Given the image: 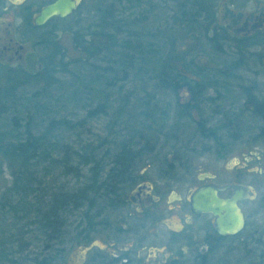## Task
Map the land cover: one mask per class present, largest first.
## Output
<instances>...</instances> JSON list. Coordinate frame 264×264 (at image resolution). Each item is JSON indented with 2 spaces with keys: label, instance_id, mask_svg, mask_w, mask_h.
<instances>
[{
  "label": "rangeland",
  "instance_id": "rangeland-1",
  "mask_svg": "<svg viewBox=\"0 0 264 264\" xmlns=\"http://www.w3.org/2000/svg\"><path fill=\"white\" fill-rule=\"evenodd\" d=\"M85 2V9L78 10L59 23L60 31L54 35L62 48V55L56 58L54 68L47 65L46 58H43L44 50L37 46L44 63L40 74L42 76L29 80L20 79L8 84L15 85V102L13 101V105L7 104L8 107L0 105V132L9 131L14 121L19 119L20 126L29 122L30 131L35 136L42 133L51 119L63 120L62 124H58L57 130L52 132L51 146L45 142L41 150L32 155L33 158H28L27 153L30 152L16 160L0 152V264H39L40 261H46L48 264H79L86 248V240L79 237V231L86 229L85 213H88L95 223V232L91 235L90 243L97 249L105 247L107 242L97 232L103 231L104 223L124 226L130 223L128 212L135 207L131 198L132 188L130 185L124 186L123 198L128 205L121 210H116V206L111 208V202L106 201L103 196H97L99 193L92 192L88 193V200H79L76 208L73 204L74 195L90 184L96 169L99 170L96 178H104L112 164L113 155L117 152L118 144L129 136L128 127L136 129L137 123L141 121L136 115L146 104V98L149 97L151 107H167L169 118H172V108L177 107V103L182 104L189 99V93L184 90L170 93L157 87L151 80L153 66L151 69L149 65L144 66L146 74L142 75L137 72L139 65L133 59L130 66L126 67L125 79L122 80L124 74L117 72L116 66L112 65L113 54L109 51L110 56L103 55L102 52L91 60L87 52L76 49L74 32L84 33L89 37L92 32L103 29L105 32L109 18H112V22L116 18L133 17L132 19L137 18L139 21L144 18L145 21L141 22L143 29L147 27L151 33L156 30L165 31L166 39L162 42L166 41L169 46L173 43V55L176 59L180 57L181 61L190 64L191 60L199 63L205 58L208 62L213 61L224 67L231 66L236 59L232 40L227 35L222 34L224 40L214 47L205 45L199 49L200 46L190 39L191 35H186L173 18L178 11L180 0ZM199 3L208 9L206 2L199 0ZM200 31L201 28L193 33ZM46 32L37 29L27 31L32 47ZM122 37L123 35H120L119 39ZM127 39L128 37L123 38L126 41ZM105 42L106 38L102 37L100 44L106 45ZM169 46L165 44L161 47L160 51L164 57L169 54ZM259 52L264 53V45L247 49L244 52L246 55L243 53L246 59L241 68L232 73L235 78L230 82L231 91L224 92L216 103L207 100L215 97L214 92L210 91L204 95L203 99L206 101L193 113L194 120L206 119L208 125H213V111L217 105L225 111L235 113L244 103L245 98L240 93L242 88L250 87L258 96L264 94V64L256 57ZM81 58L84 59L83 63L80 62ZM110 66L114 67L115 71L111 75L109 68L106 69L108 86L103 82V85H96V90L88 95H81L80 92L74 97L71 96L70 85L78 75L89 81L90 77L102 73L100 69ZM7 78H10L8 71L1 67V89L7 86ZM26 107H30V112L38 108L37 117L31 115L30 121L27 120ZM239 121L240 129L234 134L237 135L236 140L231 141L227 139L224 131L219 132L224 144L220 152L213 140H205L197 134L193 121H185L177 127L176 142L170 137L164 138L163 135L156 136L152 133L154 153L152 157H143L137 164L136 171L149 169L148 173H144L148 182H153L159 171L173 169L181 176L184 174L181 170H187L188 174L194 176L204 172L224 175L226 169L233 171L240 168L248 157L253 156L252 152L257 154V159H252L250 167L264 168V140L257 138L255 144L250 142L251 137L258 134L261 121L251 114H244ZM24 130L25 126L20 128V132ZM137 140L133 138L131 142ZM181 158L184 166H180ZM261 193H264V185L257 188V194ZM68 197L71 201L69 206L65 203ZM54 200H61L66 206L58 212V219L56 217L61 226L52 235L45 236L41 217L48 213ZM89 200L93 201L90 207ZM119 203L121 205V202ZM257 203L255 201L244 205V210L247 215L252 216L250 222L261 225L264 223V211L259 209ZM171 222L176 224V220ZM109 249L111 250V247Z\"/></svg>",
  "mask_w": 264,
  "mask_h": 264
},
{
  "label": "flooded vegetation",
  "instance_id": "flooded-vegetation-1",
  "mask_svg": "<svg viewBox=\"0 0 264 264\" xmlns=\"http://www.w3.org/2000/svg\"><path fill=\"white\" fill-rule=\"evenodd\" d=\"M85 1L0 0V68L7 70L11 79L40 76L44 63L37 46L42 48L43 41L38 39L32 47L27 31L37 29L56 34L60 31L59 23L85 9ZM200 1L206 2L208 8L203 7L202 15L212 13L213 32L219 31V36L227 35L254 47L264 45V0ZM53 3L64 6L72 3V10L64 17L55 15L36 24L41 10ZM26 23L30 29H26ZM205 60L200 61L205 64ZM207 67L210 66L206 63L204 68ZM252 155L234 172L226 169L224 175L204 172L194 176L181 170L184 172L181 176L173 169L159 171L157 178L148 182L144 173L149 169L136 171L130 184L135 205L128 212L130 223L126 226L104 223L103 231L97 232L107 242L103 248H95L90 243L93 232L89 234L79 264H264V223L250 222L252 216L244 210V205L257 201L264 211V193L257 194V188L264 185V168L250 167L252 159H257L255 152ZM204 188L213 190L221 200L240 195L236 204L242 212L243 225L238 232L220 234L216 229L217 216L193 210L194 196ZM119 205L116 210L128 202L124 199ZM170 220H176L177 225Z\"/></svg>",
  "mask_w": 264,
  "mask_h": 264
},
{
  "label": "trees",
  "instance_id": "trees-1",
  "mask_svg": "<svg viewBox=\"0 0 264 264\" xmlns=\"http://www.w3.org/2000/svg\"><path fill=\"white\" fill-rule=\"evenodd\" d=\"M180 1L181 2L178 3L177 6L178 11L176 15H173V18L176 19V23L180 24L182 31L186 35H191L190 39H193L198 47L200 46L199 49H202L205 45H208V47L211 46L212 48L217 45L218 42L221 43L224 40L211 30L210 27L213 24L211 22L212 13L207 11L208 13L206 12V16L202 15L203 7L199 5V0ZM132 18L133 17L116 18L113 22L111 21L112 18H109L105 35L103 34L105 33L103 31L104 29L102 30L103 32L97 31L90 33L89 37L84 33L77 34L78 32H74L76 49L87 52L91 60L97 58L102 52L103 55L108 54L109 56L111 52L114 56L112 65L116 66L115 69H117V72L124 74L122 80L125 79V69L130 66L132 59L139 65L137 72L142 75L146 74L144 66L149 65L150 69L153 66L154 72L152 73L151 80L157 84V87L165 89L170 93H177L178 90L186 89L189 93V99L182 104L177 103V107L172 108V118H169L168 114L170 112L167 110V107H151L149 97L146 98L145 106L143 105L136 115L141 118V121L137 123L136 129L132 126L128 127L129 136L118 144L117 152L113 155L112 164L108 168L104 178L102 180L96 178V175L99 173V170L96 169V173L93 175L90 184L74 195L73 204H75L74 206L76 208L79 200L80 202L82 200H88L86 197L90 192L93 194L99 193L97 196H103L106 201L111 202V208L118 206V203L124 200L123 188L131 184L139 161L146 156L152 157L151 155L154 153L155 146L154 141H152V133L156 136L163 135L164 138L170 137L176 142L178 140L176 129L185 121H193L197 134L205 140H213L216 148H218L217 150L220 152L224 144L219 132L224 131L227 134V139L231 141L236 140L235 138L237 135L235 136L234 134L240 129V118H242L244 114H251L252 117L254 116L255 119L261 121V125H259L260 130L258 134L251 137L250 142L255 144L257 138L264 140V94L258 96L256 95V91L250 89V87L241 89L240 93L245 99L243 106L237 109L235 113L228 110L225 111V109L219 105L214 107L213 116L215 117V123L213 125H208L206 119L194 120L193 118V113L199 108V105L206 101V99H203V96L208 92H214L215 97L207 100H210L211 103H216L221 99L224 92L227 93L231 91L230 82L235 78L232 73L239 67L241 68V64H243L246 59V54L244 52L254 47V44L251 45L250 43L232 38L231 42L235 50L234 56L236 59L231 66L224 67L219 63L217 65L213 61L212 63L208 62L206 59L205 61L210 67L204 68L206 63L203 64L201 61L195 63L191 60L189 64L185 61H181L180 57H178L179 60L178 58L176 59L173 55V43H170V47L169 43H166V41L162 42L166 39L164 30H156L151 33L148 31L147 27H145V29L142 28L143 23L141 22L145 21L144 18L140 21L137 18ZM200 28L201 31L199 33H193ZM54 34L53 31H47L41 39L44 45L42 47L44 50L43 58H46L47 65L53 66L52 68L55 66L56 58H60L62 55V48L58 41L55 40L56 36ZM120 35H123L121 39H119ZM102 37L106 38V45L100 44ZM127 37V41L123 40V38ZM161 43L163 44L161 45ZM165 44H168L170 50L169 54L164 57L160 50ZM117 48L120 50H117ZM114 50H117V52ZM256 57L264 64V53L259 52L256 54ZM80 62L83 63L84 59L81 58ZM52 68L51 70H53ZM108 68V71H111L110 73L113 75L115 70L112 66L100 69L102 73H97V75L90 77L89 81H86L84 77L78 75L76 80L70 85L71 96L74 97L80 92L81 95H88L96 90V85H103V82L108 86V75L106 73V69ZM96 69H98V67H96ZM20 79L22 78H7V86L2 89L0 88V105L8 107V105L14 104L15 92L13 89L15 85L9 86L8 84H12ZM23 79L29 80L31 78L24 77ZM10 100H12V102H9ZM27 103L29 104V100H27ZM37 109L35 108L34 112H30V107H26L27 120L30 121L32 116L37 117L39 113ZM62 123L63 120L54 121L51 119L42 133L34 136L30 131L29 122L20 126L19 119L15 120L9 131L0 132V152L4 153V155L9 158L13 157L11 159L14 160L27 152L31 153H27L28 158H33L32 155L37 153L38 150H41L45 142L48 143L49 147L51 146L50 139L52 137V132L57 130V127ZM24 126L25 130L20 132V128ZM133 138L138 140L136 142H131ZM217 154L220 156L219 153ZM24 159H26V157ZM183 163V158H181L180 166H184ZM55 201L56 200H54L48 213L41 217L43 222L42 229L45 236L48 234L52 235L61 226L56 221L58 212L62 211L66 205L69 206L68 203L71 202L70 197H68L65 202L66 205L63 204L61 200ZM93 201L89 200V207L92 205ZM85 214L87 218L86 229L79 231L81 235L79 237H84L86 240L89 234L92 232L94 233L95 223H93L92 217L88 216V213ZM40 263L48 264L46 261L39 262V264Z\"/></svg>",
  "mask_w": 264,
  "mask_h": 264
},
{
  "label": "water",
  "instance_id": "water-1",
  "mask_svg": "<svg viewBox=\"0 0 264 264\" xmlns=\"http://www.w3.org/2000/svg\"><path fill=\"white\" fill-rule=\"evenodd\" d=\"M72 10V3L68 6L53 3L40 12L36 18V24L44 23L51 16L64 17ZM28 71L31 72V67L28 64ZM240 199V195L235 196L230 200H221L216 197L213 190L204 188L198 190L194 196L192 208L195 212H207L217 216L216 229L220 234H234L238 232L243 225V215L236 204V200Z\"/></svg>",
  "mask_w": 264,
  "mask_h": 264
}]
</instances>
